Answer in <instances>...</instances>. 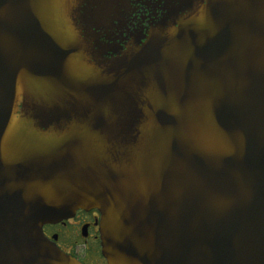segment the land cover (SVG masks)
<instances>
[{
  "label": "water",
  "instance_id": "95a60500",
  "mask_svg": "<svg viewBox=\"0 0 264 264\" xmlns=\"http://www.w3.org/2000/svg\"><path fill=\"white\" fill-rule=\"evenodd\" d=\"M149 1L0 0V264H264V0Z\"/></svg>",
  "mask_w": 264,
  "mask_h": 264
},
{
  "label": "flooded vegetation",
  "instance_id": "af4514ba",
  "mask_svg": "<svg viewBox=\"0 0 264 264\" xmlns=\"http://www.w3.org/2000/svg\"><path fill=\"white\" fill-rule=\"evenodd\" d=\"M137 9L133 15L135 26L138 22L146 27L152 23V9L149 0H133ZM158 16L162 14L157 11ZM101 215L98 211H79L73 219L53 226H45L47 237H57L58 247L67 255L80 261L82 264H107L102 255L100 235Z\"/></svg>",
  "mask_w": 264,
  "mask_h": 264
}]
</instances>
